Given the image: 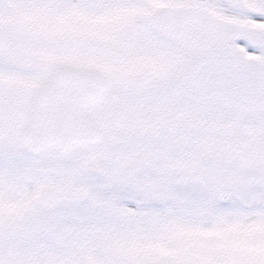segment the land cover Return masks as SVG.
<instances>
[{"label":"snow or ice","instance_id":"1","mask_svg":"<svg viewBox=\"0 0 264 264\" xmlns=\"http://www.w3.org/2000/svg\"><path fill=\"white\" fill-rule=\"evenodd\" d=\"M0 264H264V0H0Z\"/></svg>","mask_w":264,"mask_h":264}]
</instances>
